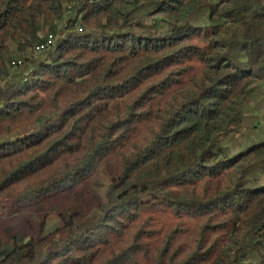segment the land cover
Returning <instances> with one entry per match:
<instances>
[{
  "label": "trees",
  "instance_id": "obj_1",
  "mask_svg": "<svg viewBox=\"0 0 264 264\" xmlns=\"http://www.w3.org/2000/svg\"><path fill=\"white\" fill-rule=\"evenodd\" d=\"M0 80V227L120 163L93 214L0 237V264H138L157 216L177 221L158 264H264V137L232 144L264 90V0H0Z\"/></svg>",
  "mask_w": 264,
  "mask_h": 264
},
{
  "label": "rangeland",
  "instance_id": "obj_2",
  "mask_svg": "<svg viewBox=\"0 0 264 264\" xmlns=\"http://www.w3.org/2000/svg\"><path fill=\"white\" fill-rule=\"evenodd\" d=\"M65 19L68 18V12L65 11ZM64 19V20H65ZM65 22V21H64ZM78 26V25H77ZM76 28V27H75ZM48 27L40 31L39 35L43 37L49 33ZM59 37V34H55ZM55 43V42H54ZM54 45V44H53ZM52 45V46H53ZM14 56L17 54L12 50ZM33 53V56L39 57L40 53L27 51L26 56ZM18 59L21 57L16 56ZM20 68V67H19ZM18 69V68H17ZM17 69H10V72ZM1 85V80H0ZM251 111L247 112L246 128L243 134H236L232 139V144L236 146L240 141L251 138L260 139L264 137V90L259 88L248 101ZM257 115V116H252ZM254 123V128L251 125ZM120 169L118 158L109 159L101 164L98 171L86 181L74 187L71 191H66L50 198L46 201L42 210L34 207L23 209L22 211L4 216L0 227V237L8 241L9 233L16 232L24 235L25 238H37L54 231L57 227L64 224L68 215L74 219L88 217L94 213L98 205L105 198V191L110 183L111 177ZM176 220L171 216H157L153 223L154 232L143 242L146 243L148 252L138 253V264H158L155 260V248L159 246L162 240L171 234V229L176 225ZM189 229L177 236V242L184 246L190 244L194 237L193 224L189 223ZM132 237L125 236L119 243L113 246L115 251L127 246ZM109 254V251H107Z\"/></svg>",
  "mask_w": 264,
  "mask_h": 264
},
{
  "label": "built area",
  "instance_id": "obj_3",
  "mask_svg": "<svg viewBox=\"0 0 264 264\" xmlns=\"http://www.w3.org/2000/svg\"><path fill=\"white\" fill-rule=\"evenodd\" d=\"M69 12V11H68ZM79 30H81V28H79ZM56 40V35L52 32H49L43 39L42 42L38 43L35 48H34V52L35 53H40L44 50H47L50 48V46L52 45V43ZM22 64V60L21 59H12L10 61V66L12 69L18 68L20 65Z\"/></svg>",
  "mask_w": 264,
  "mask_h": 264
},
{
  "label": "bare ground",
  "instance_id": "obj_4",
  "mask_svg": "<svg viewBox=\"0 0 264 264\" xmlns=\"http://www.w3.org/2000/svg\"><path fill=\"white\" fill-rule=\"evenodd\" d=\"M54 42H55V41H54ZM54 42L52 43V45L55 44ZM52 45H51V46H52ZM51 46H50V47H51Z\"/></svg>",
  "mask_w": 264,
  "mask_h": 264
}]
</instances>
